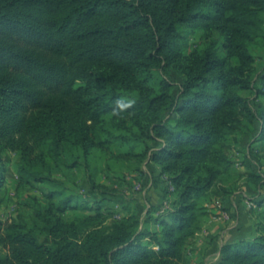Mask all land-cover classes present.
<instances>
[{
	"label": "trees",
	"instance_id": "16d2710c",
	"mask_svg": "<svg viewBox=\"0 0 264 264\" xmlns=\"http://www.w3.org/2000/svg\"><path fill=\"white\" fill-rule=\"evenodd\" d=\"M263 26L264 0H0V159L17 152L18 185L44 199L29 222L0 219V264H190L201 199L234 189L226 150L248 136L264 153V65L250 50ZM113 163L138 176L152 164L168 207L108 223L104 199L55 175L79 167L89 192L115 195L95 179ZM245 181L264 190V168ZM256 205V234L223 243L215 264H264V194Z\"/></svg>",
	"mask_w": 264,
	"mask_h": 264
},
{
	"label": "rangeland",
	"instance_id": "374dc122",
	"mask_svg": "<svg viewBox=\"0 0 264 264\" xmlns=\"http://www.w3.org/2000/svg\"><path fill=\"white\" fill-rule=\"evenodd\" d=\"M200 38V30L194 29L191 31L188 39L190 47L199 43ZM250 50L254 54V65L259 70L264 65V36L257 38L250 45ZM181 77L174 70L169 71L168 79L174 83L175 87L181 82ZM241 140L239 146L226 150L232 163V171L228 178V183L234 189L230 196H227L225 199L205 196L200 201L205 206V215L202 218L201 230L196 234L192 243L196 239H204L202 234L205 232L208 233L207 237H213V246L211 245L208 256L206 255L208 261H211L213 258V252L220 238L224 240L230 239L233 236L234 238L242 239L256 234L254 224L255 213L258 211L256 201L262 199L264 190L260 188L256 189L252 185L247 184L245 173L250 170L257 171L260 168H264V153L257 152L259 143H251L248 136H243ZM249 144L252 145V151L247 149L249 148ZM242 149L244 150L241 151ZM19 159L20 156L17 152L5 149L1 153L0 219L3 221L21 217L29 222L31 205L34 203L33 199L44 200L38 189L40 184L18 185L16 170ZM95 163L99 169L103 166V161L97 160ZM112 169L110 171H98L95 179L98 183L112 185L117 188L118 193L115 195L89 192L90 186L86 171L79 167L74 170L73 175L61 172H57L55 175L57 178L63 179L68 187L72 189L77 188L84 198L90 201L95 198L104 199L110 206V209H112V215L108 219V223L114 219H118L122 210L125 215L136 214L140 219H144L147 211L152 208L154 209L161 198L160 186L163 183L157 172H154V166L152 164L143 166L142 176L119 168L116 165L114 166V163L112 164ZM168 204V200L163 201L162 206H164L161 211L167 208ZM259 208H264V205ZM81 212L84 211H68L65 217L71 220ZM215 224L220 226H216ZM39 239L40 241L47 242L46 236L41 235ZM191 248L192 245H189L187 254L191 251ZM206 256L204 255V257Z\"/></svg>",
	"mask_w": 264,
	"mask_h": 264
},
{
	"label": "crops",
	"instance_id": "0c3cea01",
	"mask_svg": "<svg viewBox=\"0 0 264 264\" xmlns=\"http://www.w3.org/2000/svg\"><path fill=\"white\" fill-rule=\"evenodd\" d=\"M154 170H155L154 172H157V170L155 168H154ZM160 192H161V198H160L158 205L154 208V213L161 212L162 207L164 206V205L162 206V203L164 201L163 185L160 186ZM124 215H125V213L122 210V212L120 213V217L124 216ZM211 218H213V216H211ZM216 226H220V225L217 224ZM216 229H219V228H216ZM202 235H203L204 239L203 238H201L199 240L196 239L195 242L191 244L192 245L191 251L188 252V254H187V259L189 260L190 264H215L217 262V260L219 259V251H220L221 245L223 243H226V242H232V241H236V240L240 239V238H234L233 236H231L230 239H224V240L220 238L219 242L217 243V247L215 248V250L213 252V255H214L213 258L211 259V261H208L207 260L208 251H209V248L211 247V245L213 246V239H212L213 237H207L208 233H206V232L203 233ZM205 237H206V239H205ZM250 237H252V235H250L249 237H246V238H250ZM204 255L205 256L207 255V256L204 257Z\"/></svg>",
	"mask_w": 264,
	"mask_h": 264
}]
</instances>
